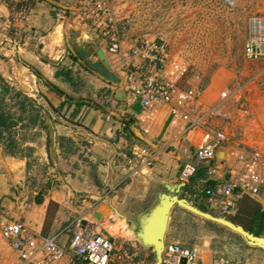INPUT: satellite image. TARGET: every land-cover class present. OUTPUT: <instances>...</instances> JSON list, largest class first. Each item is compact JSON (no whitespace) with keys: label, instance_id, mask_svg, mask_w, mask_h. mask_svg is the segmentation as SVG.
Here are the masks:
<instances>
[{"label":"crops","instance_id":"obj_1","mask_svg":"<svg viewBox=\"0 0 264 264\" xmlns=\"http://www.w3.org/2000/svg\"><path fill=\"white\" fill-rule=\"evenodd\" d=\"M77 4L78 0H0V47L4 45L11 48L6 50L8 53L15 51L21 54L19 50L27 45L23 35L30 27L33 28L26 17L31 9L34 8L39 12L41 20L51 18L52 21L47 19V22L52 24L53 19L57 18V21L62 13L68 15ZM57 30L58 27L55 30L58 35ZM63 58L64 55H59L54 60L62 62ZM76 63L83 67L79 61ZM63 70L54 71L53 75L47 70L46 72L57 77L73 93L86 95L76 92L75 79L72 82L64 74L65 70L70 71V69ZM113 70L115 71L114 68ZM58 72L61 73L60 76L57 75ZM206 95V91L201 92L198 103L202 124L191 132L170 125V111L167 106L143 109L138 103L129 105V99L125 94L123 100H117L115 97L117 104L125 103L124 109L120 112L127 116L128 120L123 122L121 120L120 124L124 128L119 131L120 133L117 131L116 133L119 134L114 137L111 136L113 122L110 116L119 117L120 113L110 112L109 109L102 110L98 103L97 105L89 103L91 106L82 107L70 106L63 97L53 91L46 93L49 107L46 105L40 107L41 120H38L35 130L39 135L42 134V138L41 141L38 139L36 145L40 146L44 158L47 154L43 151L48 144L45 141V132L40 129L49 130L51 136L50 124H52L56 130V147L52 155L51 141L49 142L50 157L55 165L52 170L56 173L58 183L55 184L52 180L51 186L38 187L32 204L26 203L25 200L19 202L20 208L23 205L26 207L27 204L29 209L26 215L20 214V217L13 220L5 219L2 226L8 221H20L31 229H42L45 237L54 239L64 248L68 247L71 238L77 233L84 232L90 236L104 234L112 241L116 250H126L135 255L137 261L153 264V253L144 249L136 240L133 224L137 222L139 215L155 203L158 193L166 192L168 185L174 187L186 184V187L181 189L183 194L181 197H186L192 205L214 216H229L230 214H225L221 208L219 214L210 211L220 204L223 205V201L210 199L206 192L229 181L228 171L237 166L238 154L253 150L264 154L261 144L264 140L250 137L251 131L248 126L243 125L239 129L238 126L244 122L239 121L236 111L227 105L228 100L221 94H217L213 101L206 98ZM52 107L59 108V112H54ZM239 115L243 116L241 113ZM16 126L17 122L13 128L15 129ZM234 128L242 131L239 133L242 136L239 140L233 138ZM103 130L108 134L106 140L100 138ZM220 131L227 137V142L218 152V155L223 153L222 159L217 155L214 161L204 163L205 168L200 169L198 164L200 161L195 156L198 146L206 135ZM21 140L25 147H35L32 142ZM250 142L255 144L251 145ZM170 147L178 152L177 163L173 162V153L167 151ZM137 148H146L150 152L152 166L143 164L135 155ZM86 152L89 155L82 159V153ZM80 159L83 163L74 168L72 164ZM5 161V166L0 164V168H3L0 169V202L4 199L8 205H11L13 204L11 199L5 196H14L15 190L12 186H6L5 180L12 181L16 191L21 193L22 190L18 188H24V185L28 184L25 168L27 162L26 158L8 157ZM188 163L196 167V172L188 183H184L181 180V173ZM193 179H196L195 185L188 190ZM176 181H180L179 184L175 183ZM200 184L204 185V190H200L198 194L197 189ZM24 192L26 189L22 193ZM38 198L43 199L41 204H38ZM245 199L249 200L251 208L255 205L264 212V195L244 196L239 200L237 210L232 216H236L240 209L245 210L249 207ZM50 206L56 207L54 213L50 211ZM195 224H199V228L202 227L199 233L203 234L196 239L193 236L197 235L196 229L199 228L195 227ZM177 227L181 228L183 233L179 237L172 234ZM184 231H187L185 236ZM167 243H179L185 247L198 249L204 264H264V249L252 247L240 235L178 206L174 207L171 213L166 234ZM15 255L17 256L16 253ZM62 264H71V258L68 257Z\"/></svg>","mask_w":264,"mask_h":264},{"label":"rangeland","instance_id":"obj_2","mask_svg":"<svg viewBox=\"0 0 264 264\" xmlns=\"http://www.w3.org/2000/svg\"><path fill=\"white\" fill-rule=\"evenodd\" d=\"M111 4L118 14L130 19L131 25L127 32L129 36L139 35L164 40L168 45L170 58L189 66L187 82L201 92L206 91V98L211 101L217 94L222 96L226 93L227 105L236 111L239 121L244 122L238 126L239 129L243 125L248 126L251 131L250 137L264 140V58L250 61L245 56V46L251 36V20L255 18L264 20V0H111ZM26 17L33 28L30 27L23 35L27 45L19 50L21 54L15 51L8 53L6 50L11 48L4 45L0 47V107L17 122L16 128L5 134L6 141L0 142V164L5 166L7 157L26 158L25 168L28 174V184L24 185V188H18L22 192L26 189L24 193L17 192L13 182L5 180V185L12 186L15 194L5 196L11 199L14 206L8 205L4 199L0 202V264H22L1 235L2 222L5 219H16L20 214L25 216L29 208L27 204L26 207L23 205L20 208L19 202L25 200L26 203L32 204L38 187L51 186L52 180L55 184L58 183L56 173L52 170L55 165L50 157L49 130L40 129L45 132V141L48 144L43 151L47 154L44 158L40 146L36 145L42 134L39 135L35 126L41 120L40 107L48 106L45 94L50 93V90L36 75V68L34 69L32 65L47 70L52 75L54 71L70 69L77 82L74 85L76 92L86 93L102 110L109 109L110 112L120 113L119 117L110 116L113 122L111 136L116 137L119 131L123 130L121 120L122 122L128 120L127 116L120 112L124 109L125 103L117 104L114 97L116 91L122 88L108 84L96 75L86 72L79 63L72 61L65 32L71 20L89 33L95 49L107 50L105 41L91 24L83 21L75 10L70 11L68 15L62 13L61 18L58 17L57 21V18L53 19L52 24L47 22L49 18L41 20L39 12L34 8ZM57 27L58 35L55 31ZM59 55H64L62 62L54 60ZM109 61L110 64L112 62V68L118 72V65L111 61V58ZM5 90H8V94L2 103L1 98ZM23 102L25 109L20 108ZM240 113L243 116H240ZM35 116L37 119L34 118ZM30 117L34 121H31ZM236 129L234 128L233 138L239 140L242 138L239 135L242 131ZM117 131L119 133H116ZM101 134L100 138L105 140L108 138L105 130ZM21 139L32 142L35 147H25ZM8 141H14L15 145L9 146ZM261 144L264 150V141ZM167 151L173 153V162L177 163L179 159L176 149L170 147ZM87 155H89L87 152L82 153V159ZM82 159L72 166L79 167L80 163H83ZM204 163L206 162L198 163L200 169L205 168ZM192 181L188 190L194 187L196 179ZM179 182L175 183L179 184ZM200 190H204L203 184L199 185L198 194ZM244 201H247L249 207L244 208L245 210L240 209L236 216L230 214L227 217L234 220L236 217L238 221L249 226V219L244 211L251 209V204L248 199ZM221 206L222 204L210 211L219 214ZM55 210V206H50L52 213ZM21 219L24 221V217ZM194 226L198 227L199 224ZM199 230H202V227L196 229V236L191 235V237L196 239L203 235ZM172 234L179 237L183 235L182 229L177 227ZM185 235L187 231H184ZM79 263L78 260L71 259V264Z\"/></svg>","mask_w":264,"mask_h":264},{"label":"built area","instance_id":"obj_3","mask_svg":"<svg viewBox=\"0 0 264 264\" xmlns=\"http://www.w3.org/2000/svg\"><path fill=\"white\" fill-rule=\"evenodd\" d=\"M80 18L91 24L106 43L105 53L118 65L115 72L122 80V90L128 104L138 103L143 109L167 106L170 125L191 132L201 126L198 103L199 89L187 83L189 66L171 59L164 40L147 36H129L130 19L113 8L111 0H78L74 9ZM251 36L245 46V56L250 61L264 58V20L252 19ZM227 97L226 93L222 94ZM227 142L224 132L206 135L195 156L200 162H211ZM142 163L152 166L146 148L135 149ZM196 167L188 163L181 173L184 183L194 176ZM229 181L207 190L212 200L223 201L222 210L232 214L244 196L264 195V154L258 150L237 156V166L228 171ZM1 235L17 254L22 264H62L70 257L84 264H144L126 250H116L104 234H75L67 248L43 235L42 229L34 230L20 221H8L2 226ZM162 264H204L196 248L179 243H167Z\"/></svg>","mask_w":264,"mask_h":264},{"label":"water","instance_id":"obj_4","mask_svg":"<svg viewBox=\"0 0 264 264\" xmlns=\"http://www.w3.org/2000/svg\"><path fill=\"white\" fill-rule=\"evenodd\" d=\"M65 32L67 35V43L72 55L83 65V67L105 82L116 87H122L123 82L114 72L105 51L102 48H94L92 37L89 33L77 25L73 20L68 22ZM29 64L30 63H28V65ZM32 66L34 69L36 68V75L40 77L51 90L63 97L66 101L74 104L85 102L97 105L96 102L87 95L73 93L58 79L51 76L46 71L35 67L34 65ZM115 97L117 100H123V90L120 89ZM50 131L51 153L54 155L56 147V130L52 124H50ZM222 154L218 155L219 159H222ZM185 187L186 184L174 187L168 185L166 192L158 193L155 203L146 212L139 215L137 222L133 224V234L136 240L144 249L152 251L154 256L153 264L163 263L166 234L172 210L176 206L240 235L244 238L247 244L252 247L264 249V235L258 236L246 230L244 226L234 223L227 216L217 217L192 205L186 197H181V189Z\"/></svg>","mask_w":264,"mask_h":264},{"label":"trees","instance_id":"obj_5","mask_svg":"<svg viewBox=\"0 0 264 264\" xmlns=\"http://www.w3.org/2000/svg\"><path fill=\"white\" fill-rule=\"evenodd\" d=\"M72 57V60L75 61V62H78V60L74 57V56H71ZM86 71H88L86 68H85ZM66 72H64V74H66V76H68V79L71 80L72 82H74V78L72 76V71H68V70H65ZM63 73V72H62ZM60 72L57 73L58 76H60ZM74 84H77L76 80L74 82ZM8 94V90H5L4 93H3V98H1V102L4 103V100H5V96ZM70 106L71 105H75L77 107H82V106H85V105H90L89 103H70L68 101H66ZM20 108L21 109H25V105H24V102L20 104ZM53 111L54 112H59V108H54L52 107ZM35 119H37V116L34 117ZM31 121H34V119L32 117H30ZM16 125V121H13L12 117H10L7 113H4V110L3 108L0 107V142H5L6 139H5V134H9L11 132V130L13 129V127ZM9 142V146L13 147L15 145L14 141H8ZM38 204H41L43 202V199L42 198H38ZM238 213V212H237ZM244 213L246 214V216L248 217L249 219V226L243 224L242 222L238 221L235 218L232 219V218H229L231 221H233L234 223L236 224H240L242 226H244V228L258 236H261L264 234V212L261 211V209L257 206H253V208L251 209H248L246 211H244ZM80 263L79 264H84L83 262L79 261Z\"/></svg>","mask_w":264,"mask_h":264},{"label":"flooded vegetation","instance_id":"obj_6","mask_svg":"<svg viewBox=\"0 0 264 264\" xmlns=\"http://www.w3.org/2000/svg\"><path fill=\"white\" fill-rule=\"evenodd\" d=\"M39 78H40V77H39ZM56 78H57V77H56ZM40 79H41V78H40ZM45 85H46V84H45ZM46 86H47V85H46ZM47 87H48V86H47ZM48 88H49V87H48ZM49 90H50V91H53V90H51L50 88H49ZM53 92H54V91H53ZM54 93H55V92H54ZM56 94H57V93H56Z\"/></svg>","mask_w":264,"mask_h":264}]
</instances>
